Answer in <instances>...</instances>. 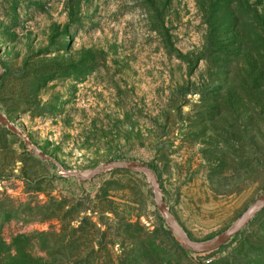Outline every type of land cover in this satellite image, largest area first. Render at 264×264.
Instances as JSON below:
<instances>
[{"label": "rangeland", "instance_id": "obj_1", "mask_svg": "<svg viewBox=\"0 0 264 264\" xmlns=\"http://www.w3.org/2000/svg\"><path fill=\"white\" fill-rule=\"evenodd\" d=\"M0 264H264V0H0Z\"/></svg>", "mask_w": 264, "mask_h": 264}, {"label": "water", "instance_id": "obj_2", "mask_svg": "<svg viewBox=\"0 0 264 264\" xmlns=\"http://www.w3.org/2000/svg\"><path fill=\"white\" fill-rule=\"evenodd\" d=\"M2 72L3 70L0 67V76ZM0 123L6 126L13 134L19 136L25 142V144L39 157L47 161L53 162L60 169L62 168L61 165L57 162V160L53 159L52 157L40 151L37 146H35L16 126H14L2 114H0ZM113 168H126L128 170H132L137 173H143L149 176L151 186L155 194V202L159 210L171 222L170 227L177 233V235L181 238V240L185 244H187L189 247H191L196 253H210V252H214L215 250L219 249L226 242L232 239L233 236L238 234L255 217V215L264 208V194H263L258 204L255 205L253 208H251L244 217L236 221L227 230L219 234L217 237H215L210 242L197 243L188 237L185 230L178 223L175 217L171 214L168 207L165 205L164 202L161 201L159 190H158V185H157V178L155 174L152 171H150L148 168L143 167V166H137L131 163L119 162V163H108V164L102 165L88 174H81L80 172H77V171H65V173H67L68 175L75 176L82 180H91L99 172L104 171V170H110Z\"/></svg>", "mask_w": 264, "mask_h": 264}, {"label": "bare ground", "instance_id": "obj_3", "mask_svg": "<svg viewBox=\"0 0 264 264\" xmlns=\"http://www.w3.org/2000/svg\"><path fill=\"white\" fill-rule=\"evenodd\" d=\"M161 201H162V199H161Z\"/></svg>", "mask_w": 264, "mask_h": 264}]
</instances>
